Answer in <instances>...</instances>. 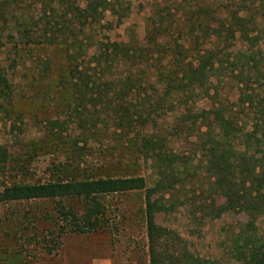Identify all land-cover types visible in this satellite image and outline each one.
I'll list each match as a JSON object with an SVG mask.
<instances>
[{"label": "rangeland", "instance_id": "obj_1", "mask_svg": "<svg viewBox=\"0 0 264 264\" xmlns=\"http://www.w3.org/2000/svg\"><path fill=\"white\" fill-rule=\"evenodd\" d=\"M231 2L117 0L125 16L116 21L104 11L83 29L77 16L83 0H0V74L9 85L8 97L0 98V146L6 152L0 190L12 182L86 176H140L152 186L159 165L170 185L152 196L159 205L154 224L164 240L203 264H245L251 251L264 250V206L249 214L228 202L204 168L213 105L241 125L250 122L245 99L264 92V46L258 73L240 77L223 62L205 85L208 94L204 88L175 90L158 73L174 44H187L185 14L196 6L214 14ZM242 3L258 6L264 0ZM151 24L165 29L159 52L102 73L93 66L98 43L141 46ZM71 40L80 44L75 62L99 79L94 84L68 79L65 44ZM234 43L233 50L243 48L240 39ZM127 73L135 79L129 89L101 80ZM99 201L105 224L84 233L67 227L57 199L0 201V264H148L143 192ZM62 204L76 214L82 210L81 199Z\"/></svg>", "mask_w": 264, "mask_h": 264}, {"label": "trees", "instance_id": "obj_2", "mask_svg": "<svg viewBox=\"0 0 264 264\" xmlns=\"http://www.w3.org/2000/svg\"><path fill=\"white\" fill-rule=\"evenodd\" d=\"M83 1L84 6L79 11L80 15H77L82 21L80 26L83 29L90 26L96 16H100L104 11L115 16L116 21L125 16L124 9L116 6L117 0ZM229 1H232L231 5L224 11L211 14L208 10L196 6L195 11L182 17L187 36L183 41L187 44L185 47L182 43L174 44L165 69L158 72L163 83H172L171 88L175 90L204 88V94H208L205 85L209 82V77L214 76V70L221 67L223 62L231 72L237 68L240 77L250 75L249 72L252 75L259 72L258 59L262 55L261 46H264V3L254 6L244 5L242 0ZM75 8L79 10V7ZM164 30L158 24L149 25L143 44L136 47L108 40L98 43L90 57L93 66L102 73L113 64L129 61L132 63L136 57L159 52L162 48L160 38L164 35ZM238 39L244 42L243 48L233 50L234 42ZM65 46L68 50V79L74 82L73 85L78 82L87 87L88 82L94 84L99 80L75 62L73 54L80 49V44L76 45L71 40ZM101 80L108 82L104 85L119 82L128 89L135 81L129 73L122 77L113 76ZM8 95L7 79L5 75L0 74V98H7ZM245 100L252 112L248 125L239 124L223 111L220 104L213 105L210 109V124L213 130L205 150L204 168L211 178L213 189L228 202L232 201L250 214L252 210L264 206V92L259 99L247 96ZM154 157L160 159L158 153H155ZM5 160V149L0 146V169ZM165 173L158 165L157 178L152 186H147L140 176H86L81 179H56L34 183L12 182L2 186L0 201L57 199V212L67 220V227L72 231L84 233L95 231L105 224L104 208L99 198L108 194L142 191L148 264H203L200 258L190 254L185 248L176 247L177 244L171 245L164 240L154 224V213L159 205L152 196L162 193L170 186L164 183ZM74 198L82 200V210L79 214L62 204V201ZM245 264H264V250L251 251Z\"/></svg>", "mask_w": 264, "mask_h": 264}]
</instances>
